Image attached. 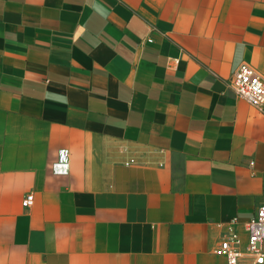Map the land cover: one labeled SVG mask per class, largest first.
I'll return each instance as SVG.
<instances>
[{"label": "crops", "instance_id": "1", "mask_svg": "<svg viewBox=\"0 0 264 264\" xmlns=\"http://www.w3.org/2000/svg\"><path fill=\"white\" fill-rule=\"evenodd\" d=\"M241 64L264 0H0V264H226L264 205Z\"/></svg>", "mask_w": 264, "mask_h": 264}, {"label": "built area", "instance_id": "2", "mask_svg": "<svg viewBox=\"0 0 264 264\" xmlns=\"http://www.w3.org/2000/svg\"><path fill=\"white\" fill-rule=\"evenodd\" d=\"M232 89L235 95L251 106L264 105V77L247 64H241L233 73ZM55 173H66L68 169V150L60 149ZM57 168V169H56ZM21 205L30 208L33 195L26 194ZM233 220L224 233L214 253L222 256L226 264H264V205L257 207L255 213L245 223L242 233L235 229Z\"/></svg>", "mask_w": 264, "mask_h": 264}]
</instances>
